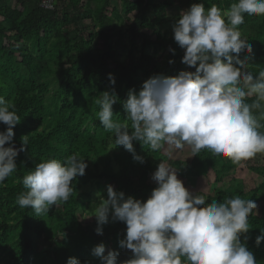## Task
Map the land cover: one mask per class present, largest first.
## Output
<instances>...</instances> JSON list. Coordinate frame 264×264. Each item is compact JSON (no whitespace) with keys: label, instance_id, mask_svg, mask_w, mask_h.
I'll use <instances>...</instances> for the list:
<instances>
[{"label":"trees","instance_id":"1","mask_svg":"<svg viewBox=\"0 0 264 264\" xmlns=\"http://www.w3.org/2000/svg\"><path fill=\"white\" fill-rule=\"evenodd\" d=\"M12 1L16 3L0 0V97L15 105L20 123L14 128L12 143L17 151L25 150L16 158L17 170L0 186V264H67L73 257L81 264H101L92 254L100 244L106 246L105 255L112 248L119 253L118 264H125L134 255L120 247L127 225L112 221L110 216L109 223L103 225V235H98L97 220L94 232L83 222L99 203L90 188L95 187L102 196L111 185L123 192L125 199L146 202L157 187L152 175L165 158L161 149L153 151L149 145L133 141L135 154L145 160L140 163L133 153L117 146L114 133L106 131L99 121L100 106L95 100L114 89L118 97L114 119L124 123L128 116L124 103L131 90L138 95L153 76L175 78L183 71L195 72L182 62L185 50L174 39L173 27L179 18L167 21L163 17L175 3L55 0L56 10L46 11L40 8L39 0ZM196 3L226 11L238 0L178 2L183 10ZM238 30L252 48L241 59L256 76L264 70V16L245 14ZM96 39L102 48L95 47ZM109 74L114 76L115 85ZM254 100L251 97L246 102ZM255 115L259 118V112ZM5 130L0 123V131ZM24 136H29L26 146L22 144ZM74 153L88 167L84 176L73 181L74 191L66 203L52 206L42 216L17 204L19 195L27 191L23 178L38 163L53 158L63 162ZM193 155L182 165V178L205 181L209 187L214 175L215 183L232 185V191L217 188L212 193L188 189L194 196L204 195L207 203L240 196L257 204L262 215L253 210L250 230L241 236V243L254 254L257 264H264V241L256 244L264 229V154L253 157L254 163L248 167L257 177L251 189L237 176L240 165L207 149ZM42 241L45 246L40 249Z\"/></svg>","mask_w":264,"mask_h":264},{"label":"clouds","instance_id":"2","mask_svg":"<svg viewBox=\"0 0 264 264\" xmlns=\"http://www.w3.org/2000/svg\"><path fill=\"white\" fill-rule=\"evenodd\" d=\"M245 14L264 16V0H238L226 11L216 5L206 9L203 3L193 4L180 13L173 31L175 41L185 50L182 62L195 72L183 71L175 78L153 76L138 95L131 90L124 103L128 114L124 123L114 119L113 106L118 102L114 89L95 100L100 106L99 121L114 133L117 146L133 153L140 163L145 160L135 154L133 141L147 144L153 151L165 145L170 149L187 145L193 154L207 149L240 166L264 154V131H260L264 127L260 123L264 120V70L254 76L241 59L243 53L252 52L238 30ZM109 80L115 85L112 74ZM251 97L255 100L249 104L246 100ZM0 123L6 126L0 131V186H4L17 170L19 151L25 148L17 151L12 143L20 117L15 105L3 97ZM28 137H22L24 146ZM87 167L78 153L63 162L53 158L38 163L23 178L27 191L19 195L17 204L33 209L37 216L47 214L52 206L69 200L73 181L84 176ZM152 180L157 187L146 202L125 199L123 192L109 185L107 199L100 196L94 210L98 235H103L110 216L127 225L120 247L134 255L125 264H257L254 254L241 243V236L250 230L249 216L254 209L258 215L253 200L235 196L207 203L204 195L194 196L186 189L177 170L166 161L159 163ZM262 241L264 229L256 237L257 246ZM105 251L106 246L100 244L92 254L101 264H118L119 253L105 255ZM67 264L81 261L73 257Z\"/></svg>","mask_w":264,"mask_h":264},{"label":"rangeland","instance_id":"3","mask_svg":"<svg viewBox=\"0 0 264 264\" xmlns=\"http://www.w3.org/2000/svg\"><path fill=\"white\" fill-rule=\"evenodd\" d=\"M175 3L173 7L163 12V17L165 20L169 21L171 19L180 18V13L184 11L178 4L179 0H170ZM10 4H15V1L9 0ZM127 42V39L125 40ZM94 45L96 48L100 49L102 48V43L100 40L96 39L94 41ZM161 154L164 156V160L166 161L171 167L175 168L177 170L178 179H180L183 183L186 189L194 190H204L212 193L215 189H223L226 191H232V185L229 182L225 183H215V176L211 175L210 184L209 187H207V184L205 181H198L195 179H185L182 178L180 175V172L182 170V165L186 161H190L193 157V153L187 145H185L182 149H175V148H169L167 145H165L163 148H161ZM254 163L253 159H250L248 161H243L242 165L239 166L238 174L237 176L244 179L245 183L249 187V189L253 188V186L256 184L257 177L255 174H253L251 171H249L248 167L249 165H252ZM156 183L155 181H153ZM90 190L94 192V198L97 197L100 199V195L97 193V189L95 187H91ZM104 199H106V194L102 195ZM95 205V204H94ZM93 205V206H94ZM91 214L89 216H85L83 219V222L85 223L86 227L90 229L92 232L95 231V222L96 218L93 216L94 210L90 211ZM259 215H262L261 211H257ZM45 246V241H42L39 245L40 249ZM129 249H124V252H127ZM109 251H113L112 248H109L106 252L108 254ZM123 255V254H122Z\"/></svg>","mask_w":264,"mask_h":264},{"label":"built area","instance_id":"4","mask_svg":"<svg viewBox=\"0 0 264 264\" xmlns=\"http://www.w3.org/2000/svg\"><path fill=\"white\" fill-rule=\"evenodd\" d=\"M39 6L46 11L56 10L55 0H39Z\"/></svg>","mask_w":264,"mask_h":264}]
</instances>
